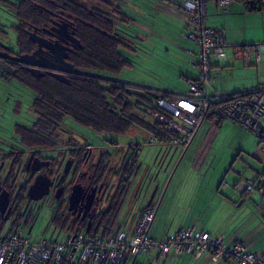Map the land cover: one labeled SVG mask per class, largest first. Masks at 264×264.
<instances>
[{"label":"flooded vegetation","instance_id":"obj_1","mask_svg":"<svg viewBox=\"0 0 264 264\" xmlns=\"http://www.w3.org/2000/svg\"><path fill=\"white\" fill-rule=\"evenodd\" d=\"M93 3L102 16L115 18V14L106 8L107 4H116L114 0H95ZM35 35L45 47L37 50L40 57L51 61L82 47L75 24L63 12L54 13L51 27L36 31ZM38 37L46 39L47 43ZM0 53L20 56L17 48L13 50L2 41ZM3 63L5 72L0 76V236L13 229L30 237L45 206L53 210L51 224L60 232H105L107 218L104 217L108 209L122 206L124 197L137 191L134 182L136 146L131 144L122 152L118 150V140L111 138L107 139L110 151L103 148L98 141L70 126L68 121H74L68 114H56L45 95L25 92L27 87L34 89L40 79L50 77L49 71L35 73L32 67L20 63L8 60ZM18 71L26 72L34 79H17L14 76ZM7 74L9 76L5 77ZM67 78L68 83L57 81L68 85L78 77L69 75ZM107 84L104 85L106 88L112 85L129 87ZM109 102L115 109L113 112L125 114L116 97H110ZM43 183L48 185L46 190H41ZM107 186V192L110 191L112 196L105 195L102 201ZM33 187L37 189L30 192ZM45 191L47 195L35 201ZM52 238L48 240L59 239Z\"/></svg>","mask_w":264,"mask_h":264},{"label":"crops","instance_id":"obj_2","mask_svg":"<svg viewBox=\"0 0 264 264\" xmlns=\"http://www.w3.org/2000/svg\"><path fill=\"white\" fill-rule=\"evenodd\" d=\"M184 1L154 0L153 7L155 9L150 11L152 15L158 16L161 20V28L174 34H179L177 36L178 40L171 42L175 46L179 45L183 40L189 41L186 38V19L183 11ZM206 1V26L223 31L227 43L225 60L212 57L213 79L209 93L238 92L264 88V48L262 59L259 63L248 62L245 59L238 60L235 50L238 47L264 46V12H249L241 2H233L229 9H225L220 4V0ZM128 3L125 5L127 7L131 6L132 13H142V16L147 14L148 10L146 8L138 7L131 2ZM132 13L131 15H133ZM136 25L139 30L141 25ZM139 38H142L143 42L144 39L146 41V38L142 34H139ZM192 44L195 49L190 50L189 46L181 47L182 51H185L186 54L193 58L192 62L184 61V67L177 74L175 82L170 83V86H163L164 88L188 94L190 84L197 79L199 74L197 56L199 49L196 44ZM190 52H193L194 55H191ZM206 122L208 125L203 128ZM206 122L196 131L192 143L186 149L187 151L180 147L172 148L175 149L171 155L175 161V167L173 166L174 169H172L173 171L176 170L175 173L173 175L170 172L166 174L164 179H161L160 184L156 182L155 186L158 187L156 194L143 205L135 218H133V213L136 212L135 203L128 211L124 210V207L128 202L134 201L137 198V191L134 195L130 193L124 197L111 232L119 230L130 232L144 209L151 204L157 207V214L152 224L150 235L153 234L151 236L159 241L174 236L182 229L195 227L197 231L206 232L212 236H223L226 246H230L237 241L245 244L244 240L240 237L239 231L245 225H264V169L262 172L257 173V180L260 184L258 194L250 196L243 195L237 188V185L242 181V173L239 174L240 179L233 184L224 183V179H222L221 181L217 180L215 186H213V180L209 179L205 170V175L201 173L206 165L211 162V154L213 153V148L209 147L207 141H205V145H202L203 140H206L208 137L210 125L213 123L212 121ZM196 140L199 141L193 148ZM192 148L194 151H192ZM136 149H138V146H136ZM179 150H181L180 153L178 152ZM188 154L190 155V159L179 173L178 167L181 165V162H184L186 156L189 157ZM261 154L264 157V153ZM138 160L137 158V164L140 165ZM259 161L264 165V158L259 159ZM192 167L198 168L194 170L197 173L191 172ZM140 171L141 169L138 171V174ZM138 174L134 179L137 186L141 181V176L138 177ZM144 174H146V170L143 172ZM202 182H208V185H202ZM261 191L263 192L261 193ZM248 202L255 204L256 208L254 210L262 215L261 219H253L252 224L248 221L249 216L246 211L241 210L244 204ZM251 253L261 254L264 253V249ZM133 262L134 259L130 260L128 264H132ZM141 262L143 264H234L228 261L215 263L211 255L207 253L198 257L183 254L171 255L166 259H160L158 253L153 252L151 255L145 256Z\"/></svg>","mask_w":264,"mask_h":264},{"label":"built area","instance_id":"obj_3","mask_svg":"<svg viewBox=\"0 0 264 264\" xmlns=\"http://www.w3.org/2000/svg\"><path fill=\"white\" fill-rule=\"evenodd\" d=\"M220 4L229 9L232 3L220 0ZM183 11L186 38L199 49V78L190 84L188 97L157 101L155 110H149L151 118L177 131L180 138L174 141V145L186 150L196 131L213 115L215 125L220 120L229 121L255 134L264 153V89L244 95L204 99L212 87V57L226 59V37L223 31L206 26V0H185ZM263 48L262 45L238 47L235 49L236 58L259 63ZM190 54L194 55L193 52ZM3 64L0 59V76L5 72ZM152 142L155 144L154 140ZM237 188L243 195L250 196L257 191L256 181L242 179ZM156 214V206L146 209L130 232L119 230L106 235L104 231L82 230L72 232L61 242L36 240L12 229L0 236V264H128L140 255L153 252L158 253L160 259L183 254L198 257L207 253L215 263L264 264V253H251L240 241L226 246L223 236H212L197 231L195 227L182 229L165 240H156L150 235Z\"/></svg>","mask_w":264,"mask_h":264},{"label":"trees","instance_id":"obj_4","mask_svg":"<svg viewBox=\"0 0 264 264\" xmlns=\"http://www.w3.org/2000/svg\"><path fill=\"white\" fill-rule=\"evenodd\" d=\"M114 1L116 4H107L106 8L115 14V18L102 16L93 3L95 0H0V7L6 6L8 12L19 21L16 48L20 55L36 53L40 47V42L36 40V30L49 29L54 13L63 12L75 24L77 37L82 45L68 54L67 61L83 71L121 77L126 70L134 68L136 49L140 46L138 36L140 32L136 24L140 21L133 15L123 12L124 9H128L125 1ZM230 1L243 3L249 12H264V0ZM38 39L47 43L46 39L39 37ZM14 77L34 79L21 71H18ZM198 78L199 74L193 82ZM106 84L78 77L65 85L52 76H45L38 81L34 89L27 87L25 92L45 95V99L52 105L56 114L60 112L63 115L68 114L74 123L89 128L94 133H104L116 139L127 135L133 127H136L148 134L155 144L160 145L165 151L171 153L172 148L177 147L174 141L180 138V134L170 126L154 120L149 114V110H155L157 101L172 100L174 96L118 85L106 88ZM110 97H116L123 106L125 114L112 111L115 109L109 102ZM213 118V115L210 116L209 121ZM222 122L220 120L216 126L219 127ZM139 148L140 146L137 153ZM137 158L136 176L140 170ZM150 207L154 206L151 204ZM119 209L120 205L112 206L105 214L106 235L110 234ZM138 257L135 264H142L138 261Z\"/></svg>","mask_w":264,"mask_h":264},{"label":"rangeland","instance_id":"obj_5","mask_svg":"<svg viewBox=\"0 0 264 264\" xmlns=\"http://www.w3.org/2000/svg\"><path fill=\"white\" fill-rule=\"evenodd\" d=\"M124 1L126 3L131 2L138 7L146 8L148 12L145 16H142V13H132L131 6H128L129 10H123V12L128 15L132 13L134 17L140 21L139 24L141 26L139 32L144 36V38H146V41L144 39L143 42V39L140 38V46L136 49L137 56L134 57V68L126 70L119 78L159 88H164L163 86H170V83L175 82L177 74L180 73L182 67H184V61L191 63L193 60V58L186 54L185 51L181 50V47L189 46L190 50H192L195 49L194 45L191 42L184 40L179 45H172L171 42L177 41V36H179V34H174L171 31L161 28V20L158 16L152 15V12H150L155 9L153 7L154 0ZM18 25L19 21L17 18L8 12L6 6H1L0 41L6 43L13 50H16L17 46ZM68 124L74 129L80 132L82 131L91 140L98 141L100 146L103 148H108L109 144H107V139H111V136L95 134L92 131L82 129L72 121H68ZM207 125L208 123L206 122L203 128ZM211 125L209 128L210 133L207 137L208 139H204L202 145H205V141H207L209 147L213 148V153L211 154L212 160L206 165L201 173L205 175L204 170L206 171L205 173L208 174L209 179L213 180V186L216 185L217 180L221 181L222 179H224V183L233 184L235 181L240 179L239 174L242 173V179L256 181L257 191L253 194H258L260 184L257 180V173L262 172L264 169V165L259 161V159L261 160L264 157L262 156L263 154H261L263 152L260 150L259 139L257 136L229 121H224L219 127L214 123L212 126ZM116 139L119 143L118 150L120 149L122 152L126 148H129L131 144L140 146L138 161L141 165V168L139 165V169H141V171L138 174V177L141 176L140 180L144 178L143 181L145 182L144 184H146V188H149V193L146 196L145 192H143L140 197L135 198L134 201L128 202L124 207V210L128 211V209L132 208L135 203L136 212L133 213V218H135L143 205L153 197L156 187L155 185L157 183L160 184L161 179H164V176L169 172L172 174V169L175 167V161L172 159L171 155L175 149H172L173 151H171L170 156L166 159L162 169L159 168L158 164L165 150L157 143L153 144L152 139L148 134L139 129H135L129 135L119 136ZM198 141L199 140H196L193 148L197 145ZM193 148L192 151H194ZM107 150L110 151L109 148ZM113 150L115 151V148ZM180 151L181 150L178 152L180 153ZM188 156L189 157L186 156L184 162H181V165H179V173L188 163L190 155L188 154ZM146 169H148V172L146 175H143V172ZM196 169L198 168L192 167L191 172L197 173V171H194ZM202 185L207 186L208 182H202ZM254 208H256L255 204L248 202L247 204H244L241 209L244 212L246 211L249 216L248 221L251 224L253 219L257 220L262 218V215L260 213L258 214ZM52 212L53 210L47 206L42 209L38 222L30 236L31 238L43 240L50 239L54 236L52 238L53 240L58 237V241L61 242L72 235L71 231L60 232V229L51 224ZM239 233L240 237L244 240V243L251 252H257L259 249H264V225H245ZM24 235L26 234L24 233ZM145 256L148 255H140L138 257V261H142Z\"/></svg>","mask_w":264,"mask_h":264},{"label":"water","instance_id":"obj_6","mask_svg":"<svg viewBox=\"0 0 264 264\" xmlns=\"http://www.w3.org/2000/svg\"><path fill=\"white\" fill-rule=\"evenodd\" d=\"M36 31H38V30H36ZM42 44L43 43H41V42L39 43V45H40L39 49L40 50H43V48H45L42 46ZM62 48H64V47H62ZM51 52L53 53V51H51ZM54 54H55V52H54ZM56 56H58V54ZM67 58H68V54H65L62 56L55 57V60L51 61L50 59L40 57L39 52H36L32 55H20L18 57H14V56L10 55L9 53H0V59L13 61L16 63L23 64L25 66L32 67L33 70L35 71V73H39L42 70H47V71H49V74L52 77L56 78L57 80H59L63 83H68L69 79L67 78V76L71 75L74 77H82V78L99 80V81H103L106 83L120 84V85H124V86L133 87V88H136L139 90H144V91L154 92V93H159V94H164V95H171V96H176V97H188L189 96L186 93H181V92L173 91V90L162 88V87L159 88V87L146 85V84H142V83H138V82L127 81V80L121 79L119 77H114V76H110V75H104V74L94 73V72H89V71H83V70L76 68L73 64L69 63L67 61ZM263 89L264 88H258V89H252V90H247V91L221 92V93L207 94L203 98L204 99H212L216 96H219V97L238 96V95L248 94L251 92L261 91ZM169 156H170V152H168V150L163 153V156L160 159V162L158 164L159 168L163 169V164L165 163L166 159H168ZM175 171L176 170L173 171L172 175L175 173ZM147 172H148V169H146V173ZM144 175H146V174H144ZM143 179L138 184L137 197H140L143 194V192H145L146 196L149 193L148 192L149 188L148 189L146 188V184H144L145 182L143 181ZM43 184L41 186V190H44V189L46 190L48 188V185H46V183H43ZM37 187H39V185H37ZM37 187L31 188L30 192L33 190H36ZM108 189L109 188L107 186V188L105 189V191L103 193L102 201H104L105 195H107L109 198H110V196H112L110 191L107 192ZM157 190H158V187H155V191H154L153 195L156 194ZM46 195H47V193L45 191L40 197L36 198L35 201L41 200ZM149 204H151V203H149ZM90 227H91V224L89 225V227L87 229L88 231L90 230ZM135 263H136V258L134 259V262L132 264H135Z\"/></svg>","mask_w":264,"mask_h":264}]
</instances>
